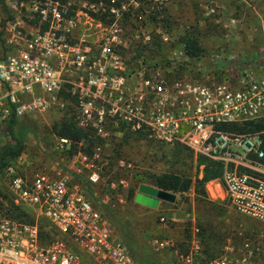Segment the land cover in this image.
I'll return each mask as SVG.
<instances>
[{"label":"built area","instance_id":"1","mask_svg":"<svg viewBox=\"0 0 264 264\" xmlns=\"http://www.w3.org/2000/svg\"><path fill=\"white\" fill-rule=\"evenodd\" d=\"M3 2L12 16L6 14L0 26V124L11 113L21 117L60 107L104 146L128 132L168 149L184 147L195 164L198 157L219 163L222 176L208 183L235 212L264 224L261 133L238 130L264 120L261 68L248 75L236 54L191 61L179 53L168 63L134 59L135 42L124 37L122 20L138 7L137 0ZM99 12L108 22L91 14ZM103 145L92 157L76 154L81 167L74 171L87 170L90 184L100 181L102 166L95 162ZM56 148L67 152L71 143L59 138ZM133 168L117 162V169ZM3 169L9 199L34 213L32 222H22L0 212V264H138L108 219L68 177L29 178L14 166ZM160 222L166 225L168 219ZM186 236L184 251L169 238L153 239L152 249L169 252L179 264H264L246 239L206 259L195 219Z\"/></svg>","mask_w":264,"mask_h":264},{"label":"rangeland","instance_id":"2","mask_svg":"<svg viewBox=\"0 0 264 264\" xmlns=\"http://www.w3.org/2000/svg\"><path fill=\"white\" fill-rule=\"evenodd\" d=\"M129 12L130 17L124 16L122 20L124 37L132 39L134 45L138 42L147 47V62L168 63L179 53H185L182 38L193 33L204 47L207 60L213 55L236 54L240 60L246 58L248 75L251 70L260 68L264 73V58L254 57L258 49L264 48V0H145L138 1V7ZM5 17V8L0 5L2 27ZM220 76L218 73L217 77ZM66 117H69L68 111L60 107L43 114L19 117L20 123L28 128L25 146L21 156L8 165L29 178L36 174L68 177L70 186L83 191L109 220L121 242L125 232L131 233L152 254L153 239L184 241L185 229H189L191 220L195 219L204 231L205 245L211 253H221L226 245L236 247L246 239L264 261V224L235 212L221 200L213 183H207L208 189L205 185L203 196L195 194L191 188L186 193L175 194L173 203L160 201L153 209L135 203L138 187L150 186L153 176L176 172L192 181L196 176L200 178L201 173L189 155L177 160L167 147L135 141L132 135L125 143L124 133L116 135L106 146L102 144L103 155L95 162L102 166L100 181L90 184L87 170L74 171L81 167L76 155L56 148L58 137L53 127ZM2 141L0 137V143ZM119 160L131 163L134 168L117 169ZM4 196L9 199L3 169L0 171V203H6ZM24 211L34 213L30 208ZM161 217L168 219L166 225L161 224ZM116 221L122 223L121 229L115 227ZM157 257L162 264H176L165 253Z\"/></svg>","mask_w":264,"mask_h":264},{"label":"trees","instance_id":"3","mask_svg":"<svg viewBox=\"0 0 264 264\" xmlns=\"http://www.w3.org/2000/svg\"><path fill=\"white\" fill-rule=\"evenodd\" d=\"M61 3L66 2L67 0H57ZM90 4H96L99 2H103L104 4L109 3V0H85ZM121 0H117L119 3ZM140 3L144 2L145 0H138ZM0 5L5 8V13L8 15V18H11V13L6 9L4 6L3 0H0ZM96 19L102 20L103 22L107 21V15L105 13L100 14H94L91 13ZM131 13H126V18L130 17ZM0 42H1V34H0ZM183 49L185 52V55L188 59L191 61L193 59H198L205 55L206 51L202 45H200V42L195 37L193 33H187L183 38ZM147 47L144 45H141L137 42V45H135V48L133 49L137 56L134 57L140 58L143 57V61L147 62L149 61L146 57ZM254 57H261L264 58V48H260L257 50L256 55ZM242 61L246 63V58H243ZM235 127L231 126L229 127L230 130H234ZM238 130L242 132H260L262 137V150L264 151V120H258V121H250L247 122L243 127H240ZM28 128L23 124L20 123L19 117H16L15 114L11 113V115L0 124V137L2 138V143H0V171L6 167L11 161L17 160L25 146V140L27 135ZM54 134L59 138L67 139L71 143V149L67 151V153H71L76 155L78 152L88 156L92 157L93 153L95 152L96 148L100 147L103 143V141L96 136L93 132L81 130L77 128L73 122L72 117H66L62 121H60L58 124H56L53 127ZM131 133L125 132L124 137H122V140L127 143L128 138L130 137ZM134 137L135 141H146L145 136L143 135H132ZM168 152L170 155L173 156V158L180 160L183 158L184 155H189L191 159H193V156L191 152L184 148V147H173L169 148ZM199 165H202L203 168L201 171H198L201 173V177L199 178L196 176L194 178V181H192L190 178L185 177L179 173H163L160 175L153 176L151 179V185H140L138 187V190L141 187L144 188H152V189H158L165 192H169L172 194H183L186 193L189 189H193L195 194L198 195H205V185L215 179H218L222 176L223 168L222 166L214 162L206 157H198L196 162V167L198 168ZM198 173V174H199ZM5 204L0 203V212H4L7 215H9L11 218L16 219L18 221H24V222H32V217L27 214L23 209L19 208L18 206H15L13 202L8 199L6 196H4ZM109 221V220H108ZM110 223V222H109ZM115 227L121 229L122 223L120 222H114ZM187 232L188 229H185V239L187 238ZM200 235H201V241L203 246V253L206 257V259L214 258L221 253H211L209 248L205 245V234L203 229L200 228ZM124 242V243H123ZM123 244L128 252V254L132 257V259L138 263V264H162L160 259H158L157 255H161L165 253L169 258L174 259L172 255L169 254V252L164 251L162 253H155L152 254L148 252V250L144 247H142L139 242L137 241L136 237L128 232L124 233V239ZM180 248L184 251L185 250V244L184 241H177ZM176 264L177 263L176 261Z\"/></svg>","mask_w":264,"mask_h":264},{"label":"water","instance_id":"4","mask_svg":"<svg viewBox=\"0 0 264 264\" xmlns=\"http://www.w3.org/2000/svg\"><path fill=\"white\" fill-rule=\"evenodd\" d=\"M176 195L158 189L141 187L139 192L135 195V203L148 207H156L158 202L163 201L173 203Z\"/></svg>","mask_w":264,"mask_h":264},{"label":"crops","instance_id":"5","mask_svg":"<svg viewBox=\"0 0 264 264\" xmlns=\"http://www.w3.org/2000/svg\"><path fill=\"white\" fill-rule=\"evenodd\" d=\"M208 184H209V183H208ZM206 188L208 189L207 184H206ZM138 192H139V191H138ZM138 192H137V193H138ZM217 192H218V191H217ZM137 193H136V194H137ZM160 203H161V202H159L158 204H160ZM147 207H148V206H147ZM148 208L153 209V207H148Z\"/></svg>","mask_w":264,"mask_h":264}]
</instances>
